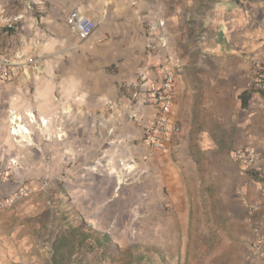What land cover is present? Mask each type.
<instances>
[{
    "label": "crops",
    "instance_id": "1",
    "mask_svg": "<svg viewBox=\"0 0 264 264\" xmlns=\"http://www.w3.org/2000/svg\"><path fill=\"white\" fill-rule=\"evenodd\" d=\"M36 3L40 13L21 14L26 31L20 43L9 47L8 39H0V50L35 57L0 82L11 128H26L24 134H0V169L9 173L0 182V197L24 182H48L55 163L62 187L51 211L34 194L28 209L0 208V264H100L111 252L91 237L113 231L121 209L114 201L127 200L126 182L146 185L153 177L158 200L165 187L171 200L183 199L182 166L196 163L198 150L207 155L216 146L206 138L226 132L223 149L231 152V188L246 215L248 247L244 262L234 257L229 264H264L250 248L264 234V91L252 85L264 65V0ZM72 11L95 20L88 39L80 40L67 24ZM177 60L181 71L171 116L181 128L168 153L151 155L143 129L157 110L132 100L129 83L154 80L161 65ZM201 114L208 125L198 131ZM247 145L258 152L259 173L232 157ZM240 190L260 205V230L249 221Z\"/></svg>",
    "mask_w": 264,
    "mask_h": 264
},
{
    "label": "rangeland",
    "instance_id": "2",
    "mask_svg": "<svg viewBox=\"0 0 264 264\" xmlns=\"http://www.w3.org/2000/svg\"><path fill=\"white\" fill-rule=\"evenodd\" d=\"M177 1L180 5L185 0ZM36 2L0 0V39H8L4 45L16 47L20 43L18 37L26 31L24 16L30 11L40 13L35 8ZM0 97V134L14 133L7 101ZM199 117L198 131L208 125L204 114ZM226 134L228 132L222 138H206L208 144L215 142L216 146H209L211 150L207 155L198 150V161L182 166L187 199L183 195V199L171 200L170 188L165 187L163 199L158 200L156 190L159 186L153 177L146 185L136 180L133 182V179L126 182L122 188L127 192V200L114 201L121 205V209L119 215L114 217L113 231L109 234L111 237L100 232L98 236L91 237L104 251L111 252L106 260L99 258L100 264H229L234 257L244 262L248 252L244 241L246 215L236 202L231 188L233 174L230 172L234 169H230L231 152L223 149L230 138ZM4 171L0 169V173ZM49 172L48 182L39 180L35 185L24 182L19 189L24 187L29 191L18 195L10 203L6 201L14 193L1 196L0 208L28 209L34 194L38 199L43 198L44 208L49 211L54 209L59 205L57 194L62 187V172L56 163ZM144 189L147 194H143ZM66 196L69 198V193ZM100 234H105L107 240Z\"/></svg>",
    "mask_w": 264,
    "mask_h": 264
},
{
    "label": "built area",
    "instance_id": "3",
    "mask_svg": "<svg viewBox=\"0 0 264 264\" xmlns=\"http://www.w3.org/2000/svg\"><path fill=\"white\" fill-rule=\"evenodd\" d=\"M67 24L73 28L80 40L88 39L96 29V22L90 16L78 11H72L67 17ZM35 57H26L22 51L9 54L0 50V82H6L14 78L18 71L33 64ZM181 71V64L177 60L174 63L163 64L159 68L158 76L154 80L143 78L131 81L129 86L133 87L132 100L139 101L143 105H152L156 108V115L152 122L143 129V139L148 146V153H168L173 135L180 131V124L172 118V106L175 99V82ZM252 85L259 91H264V65H261ZM258 152L250 145L240 147L232 152V157L236 162L245 165L252 174L259 173ZM9 176L7 170L0 173L1 181H5ZM29 188L22 187L15 192L13 197L6 203H10L18 195H23ZM239 195L243 200L244 208L249 217V221L255 229L260 230L261 221L255 219V215L260 210L258 203L250 201L246 194L240 190ZM252 252L264 263V234L252 241L250 246Z\"/></svg>",
    "mask_w": 264,
    "mask_h": 264
},
{
    "label": "bare ground",
    "instance_id": "4",
    "mask_svg": "<svg viewBox=\"0 0 264 264\" xmlns=\"http://www.w3.org/2000/svg\"><path fill=\"white\" fill-rule=\"evenodd\" d=\"M18 123V122H17ZM14 127V126H13ZM26 128H24V126L23 125H21L20 123H19V125H17V124H15V127H14V129H13V131L14 130H16V131H19L20 130V132L22 133V134H24V130H25ZM28 130V129H27ZM20 134V133H19Z\"/></svg>",
    "mask_w": 264,
    "mask_h": 264
},
{
    "label": "trees",
    "instance_id": "5",
    "mask_svg": "<svg viewBox=\"0 0 264 264\" xmlns=\"http://www.w3.org/2000/svg\"><path fill=\"white\" fill-rule=\"evenodd\" d=\"M101 235V234H100ZM97 236H98V234H97ZM101 237L103 238V239H105V240H107V238H106V235L104 234V235H101Z\"/></svg>",
    "mask_w": 264,
    "mask_h": 264
}]
</instances>
